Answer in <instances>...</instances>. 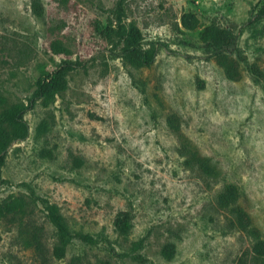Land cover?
Here are the masks:
<instances>
[{
    "label": "rangeland",
    "instance_id": "1",
    "mask_svg": "<svg viewBox=\"0 0 264 264\" xmlns=\"http://www.w3.org/2000/svg\"><path fill=\"white\" fill-rule=\"evenodd\" d=\"M119 1L0 0V93L29 126L1 167L0 208L22 206L0 221V264H249L251 238L218 198L236 187L264 241V84L248 70L264 69V0H126L122 23L154 55L140 69L109 32ZM212 24L237 37L239 81L203 48ZM62 68L66 90L32 103ZM47 205L71 233L62 259Z\"/></svg>",
    "mask_w": 264,
    "mask_h": 264
},
{
    "label": "trees",
    "instance_id": "2",
    "mask_svg": "<svg viewBox=\"0 0 264 264\" xmlns=\"http://www.w3.org/2000/svg\"><path fill=\"white\" fill-rule=\"evenodd\" d=\"M126 0H120L118 4V25L110 27L109 32L117 36L123 43V59L126 64L134 68L140 69L145 66H150L153 62V53L144 51L141 47V32L135 25L125 26L122 23L123 3ZM182 25L185 29L194 31L200 27L199 19L191 13L185 14L182 17ZM200 39L205 51L210 54V57L215 59L224 70L227 79L231 81H239L241 79L240 67L233 54L236 51L237 37L232 30L221 29L215 24L205 27L200 34ZM51 49L56 54H69L70 51L60 42L55 41L51 44ZM250 74L258 81L264 84V69H261L256 64H248ZM68 69L62 68L54 75H45L40 77L37 82V90L32 99V103L37 99H49L54 93L66 90V76ZM7 98L0 93V178L1 167L5 161V153L9 146L16 140H24L29 136V126L23 119L24 109L17 104L6 109ZM47 104V102H46ZM200 169L206 173L211 172L209 168V159H197ZM240 193L234 186H230L225 193L219 196L218 204L223 209H228L233 216V226H240L247 231L251 238V259L249 264H264V241L257 228L253 225L251 218L238 204ZM22 206L18 200L7 205L5 208H0V221L6 215L16 212ZM47 217L56 229L59 243L54 249V256L62 259L66 255L67 245L71 238V233L59 213L57 206L47 205ZM124 218L118 217L115 221V227L122 235H127L131 229L129 213L123 214ZM236 220L238 223H235ZM86 243L94 244V239L89 235H79ZM136 249L139 248L135 245Z\"/></svg>",
    "mask_w": 264,
    "mask_h": 264
}]
</instances>
